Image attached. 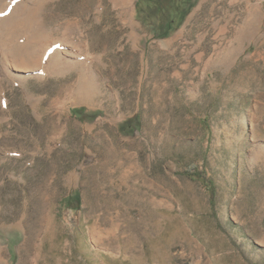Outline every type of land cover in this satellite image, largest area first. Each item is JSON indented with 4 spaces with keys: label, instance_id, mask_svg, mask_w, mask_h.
<instances>
[{
    "label": "rangeland",
    "instance_id": "rangeland-1",
    "mask_svg": "<svg viewBox=\"0 0 264 264\" xmlns=\"http://www.w3.org/2000/svg\"><path fill=\"white\" fill-rule=\"evenodd\" d=\"M0 264H264V0H0Z\"/></svg>",
    "mask_w": 264,
    "mask_h": 264
},
{
    "label": "trees",
    "instance_id": "trees-1",
    "mask_svg": "<svg viewBox=\"0 0 264 264\" xmlns=\"http://www.w3.org/2000/svg\"><path fill=\"white\" fill-rule=\"evenodd\" d=\"M204 125L207 126V119H205ZM207 129L209 131V127ZM179 175L186 177L192 181L200 182L206 188L207 192L211 197V204L213 207H215L217 199V187L215 182L207 176V172H200L198 168H194L193 166H191ZM67 210H71L75 213L81 211V208L78 204V200H75L74 202L68 204Z\"/></svg>",
    "mask_w": 264,
    "mask_h": 264
}]
</instances>
